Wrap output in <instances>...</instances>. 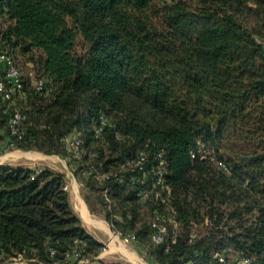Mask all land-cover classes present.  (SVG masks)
Returning <instances> with one entry per match:
<instances>
[{"label":"trees","instance_id":"1","mask_svg":"<svg viewBox=\"0 0 264 264\" xmlns=\"http://www.w3.org/2000/svg\"><path fill=\"white\" fill-rule=\"evenodd\" d=\"M0 46L10 56L31 55L39 77L54 85L39 94L24 81L17 106L29 125L20 140L9 136L0 98L4 151L13 143L64 158L97 184L91 189L101 193L106 220L133 232L138 249L151 245L139 206L151 215L155 205L140 203L128 180L114 176L136 153L152 160L161 151L181 230L167 254L151 245L150 257L217 264L210 253L230 247L264 264V0H0ZM101 116L106 127L96 140ZM75 137L83 140V161L95 153L109 180L82 174L83 161L68 146ZM105 149L117 157H104ZM65 185L49 169L36 175L0 166V261L21 255L32 264L61 263L76 240L87 243L84 257L98 254L101 245L73 212ZM114 208L124 212L116 220Z\"/></svg>","mask_w":264,"mask_h":264},{"label":"built area","instance_id":"2","mask_svg":"<svg viewBox=\"0 0 264 264\" xmlns=\"http://www.w3.org/2000/svg\"><path fill=\"white\" fill-rule=\"evenodd\" d=\"M258 41L257 39H255ZM53 83L50 79L44 77H38L33 85L35 92L39 94L50 93L53 90ZM24 89V80L22 69L16 64L12 56H10L0 46V98L7 104L3 109V113L7 114V127L9 136L15 140H20L26 133L27 116L22 112L17 102L21 99ZM106 127V120L103 116L100 117L98 125L94 129L93 138L99 139L104 128ZM115 139L119 142L122 138L117 133L114 135ZM13 143L9 144V149H15ZM70 149L71 158L74 161H83L86 156V149L81 137H75L68 143ZM201 157L206 158L209 162L213 161V158L206 150H201ZM88 160L83 161L82 174L84 176L93 177L99 184L109 180L112 176L110 173L102 172L92 160L97 159L95 153L86 157ZM191 158H194V154L191 153ZM222 170L227 172L228 169L225 165H220ZM120 174L115 175L114 179L119 183H124L128 180V184L133 191L134 197L140 203H152L155 208L152 209L149 225V244L162 248L163 253L167 254L171 248L178 242L180 233V222L178 220V214L176 208L173 205V199L170 188L165 183L166 174V161L163 157V152H157L152 160L141 151L136 153L132 157L126 159L119 165ZM42 169H35V174L39 175ZM128 175V177H126ZM64 190L67 191V185L64 186ZM104 201L108 210H112L114 203L109 198L108 190H104ZM116 216L112 219L116 220ZM208 226L209 221L207 218L202 220L198 226ZM197 234L195 229L191 230L186 237L188 244L193 243ZM111 243L121 245H131L136 243V236L131 231H123L116 228L112 223L109 224V240L105 247H108ZM87 248L86 241H74L70 249L64 254L63 261L61 263L54 262L52 264H86L88 258L84 257L85 250ZM106 249H101L105 252ZM101 253V252H100ZM55 254V251H51V256ZM197 256V255H196ZM210 256L217 264H253V261L245 256L236 255L232 248L224 247L217 248L210 253ZM17 263H23L24 259L20 255L15 259H12ZM183 262V260H182ZM183 264H195V261H189Z\"/></svg>","mask_w":264,"mask_h":264},{"label":"crops","instance_id":"3","mask_svg":"<svg viewBox=\"0 0 264 264\" xmlns=\"http://www.w3.org/2000/svg\"><path fill=\"white\" fill-rule=\"evenodd\" d=\"M7 141H8V137L5 136L3 131H0V151H4ZM34 159H37L39 162L41 161L42 162L41 164L44 165L45 168L54 171L56 173L62 174L64 176L65 184L68 187L67 190L68 200L73 212L80 219L82 226L87 232V234L91 236L100 245H105V243L109 240L108 225L106 222L104 223L92 219L93 216L88 210V207L86 206L82 198V195L80 194V185L78 184L74 176L70 173L69 165L67 161L56 155L36 156ZM34 164H39V163H22L16 165L15 167L14 165H12V163H10V159L8 156L6 155L0 156V166H9L14 168H24V169L34 170L36 168ZM125 248L126 245L111 243L108 246V250H105V252L103 253H98L96 256L89 257L86 264L104 263L105 262L104 260H109V259H114V261L111 262L116 264L118 263L127 264L128 261L132 262V264H147L149 262H152L145 255L141 259L138 256H134V255L130 256ZM11 261L14 262L13 264H17L16 261L12 259ZM64 264H71V263L67 262Z\"/></svg>","mask_w":264,"mask_h":264},{"label":"rangeland","instance_id":"4","mask_svg":"<svg viewBox=\"0 0 264 264\" xmlns=\"http://www.w3.org/2000/svg\"><path fill=\"white\" fill-rule=\"evenodd\" d=\"M12 56L14 57V60L17 63V65L22 69L23 78H24V81H25L27 87L28 88L33 87L36 79L40 76V74L38 73L36 65L33 62H31V60H30L31 55L22 56L16 51V52L12 53ZM32 57H34L35 60L39 59L40 53L34 52L32 54ZM2 155L8 156L10 159V163H12V165H14L16 167V165L22 164V163H39V164H41L42 163L41 161L39 162L37 159H34V158L36 156H44L45 154H43L41 152H37V151L25 152V151H20L18 149H7L6 151H0V156H2ZM116 155L117 154H115V153L111 154L110 150L105 149V151H104V157L110 156L111 159H113V158L117 157ZM45 156H48V155H45ZM50 156H53V155H50ZM62 159H64V158H62ZM39 164H34L36 167L35 169H47V168H45L44 165H42V164L39 165ZM69 170H70V173L77 180L78 184L80 185V194L82 195V198H83L86 206L88 207V210L90 211V213L93 216L92 219L95 221H101L104 223L106 222L108 225V228H109L110 223L106 220V209H105L104 205H101L97 201L98 198H101V193H98L96 190L91 189V185L97 186V184L92 180L90 182L89 181L87 182V180L84 179L83 177H81L79 172L74 171L75 169L73 170L70 165H69ZM86 187H89V188H86ZM139 207L141 210H140V216H139L138 220L139 221L143 220V221L148 222L150 219V215H149L148 210L146 209L145 206L142 207L140 205ZM122 213H124V212L122 211L121 208H119L118 210H116V208H114V214L116 217H118ZM204 229L205 228L203 226H201V225L199 226V232L200 233H203ZM107 242L105 243V245L107 244ZM105 245H101V248H100L98 253H100V252L103 253L101 251V249L108 250V247H105ZM135 247L137 248V245H134V244L126 245L125 249L130 256L131 255L138 256L141 259L145 255L148 257L149 260L152 261V262H149L147 264H158L156 262V260L153 257H150V255L148 253L149 251L153 250V248H154L153 246L148 245L147 248H144V249L143 248L142 249H138V248L136 249ZM104 261H105L104 263L109 264V263H112L111 261H114V259H109V260H104ZM13 263L14 262H12L11 260L0 261V264H13ZM21 264H32V263L30 261L25 260ZM127 264H132V262L128 261Z\"/></svg>","mask_w":264,"mask_h":264}]
</instances>
